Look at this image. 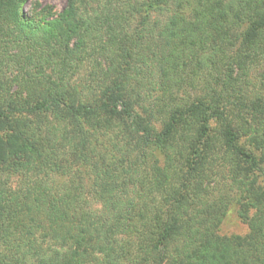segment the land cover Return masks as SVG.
<instances>
[{
  "label": "trees",
  "instance_id": "trees-1",
  "mask_svg": "<svg viewBox=\"0 0 264 264\" xmlns=\"http://www.w3.org/2000/svg\"><path fill=\"white\" fill-rule=\"evenodd\" d=\"M27 2L0 0V264H264V0Z\"/></svg>",
  "mask_w": 264,
  "mask_h": 264
},
{
  "label": "rangeland",
  "instance_id": "rangeland-1",
  "mask_svg": "<svg viewBox=\"0 0 264 264\" xmlns=\"http://www.w3.org/2000/svg\"><path fill=\"white\" fill-rule=\"evenodd\" d=\"M67 0H28V2L22 7L21 14L25 17H32L36 22L52 21L57 19L66 8ZM4 40V37L1 38ZM1 51V50H0ZM16 53V52H15ZM87 68H84L86 70ZM6 70H4L5 72ZM9 76V72H6ZM15 74V72H14ZM82 77H74L73 81H80ZM196 88L190 86L185 87L181 92L180 96L184 99H194L199 96V86L195 83ZM14 184H17L18 180H11ZM259 183L262 185L263 180L259 178ZM248 234V228L243 224L237 215V206L232 203L226 215L219 227L218 235L220 237H244Z\"/></svg>",
  "mask_w": 264,
  "mask_h": 264
}]
</instances>
